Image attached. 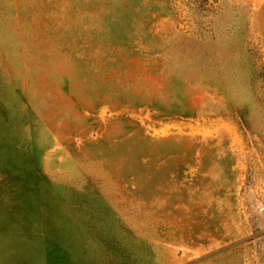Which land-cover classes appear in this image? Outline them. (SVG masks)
Here are the masks:
<instances>
[{
    "label": "rangeland",
    "instance_id": "1",
    "mask_svg": "<svg viewBox=\"0 0 264 264\" xmlns=\"http://www.w3.org/2000/svg\"><path fill=\"white\" fill-rule=\"evenodd\" d=\"M0 264H264V0H0Z\"/></svg>",
    "mask_w": 264,
    "mask_h": 264
}]
</instances>
